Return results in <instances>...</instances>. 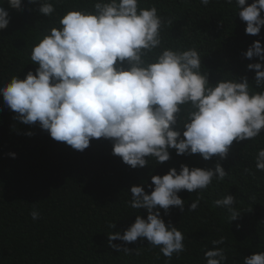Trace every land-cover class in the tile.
<instances>
[{"label":"clouds","instance_id":"clouds-1","mask_svg":"<svg viewBox=\"0 0 264 264\" xmlns=\"http://www.w3.org/2000/svg\"><path fill=\"white\" fill-rule=\"evenodd\" d=\"M10 8L21 9L25 3L38 4V14L53 17L60 0H7ZM208 6L211 0H199ZM91 9L75 8L58 16L52 26L30 50L29 70L23 79L18 75L0 85L5 105L26 125L38 124L57 142L83 152L92 139L112 142V154L133 169L170 160L176 155L199 154L205 161L227 158L234 142L254 140L264 131V45L254 41L242 53L258 62L247 64L254 72V85L246 75L238 79L224 77L209 82L198 50L165 47L161 33L172 24L155 4L141 7L140 0H90ZM231 5L233 0H226ZM238 16L246 23L245 34L258 36L264 27V0H235ZM31 11V9H29ZM9 12L0 5V31L10 24ZM182 124L183 132L173 126ZM31 136L33 133L28 132ZM182 136V138H181ZM13 158L15 153H10ZM255 168L264 172V148L257 150ZM249 175L255 173L244 169ZM228 175L217 162L204 169L181 164L179 171L151 176V192L144 185H133L128 205L145 210L146 219L135 216L128 228L107 235L108 247L126 254L134 251L126 245L146 239L153 248L171 260L186 248L184 234L171 221V207L183 213L182 190L203 192L213 180L224 181ZM154 186V187H153ZM198 195L188 211L199 207ZM237 197L226 194L214 201L225 209L229 220H237ZM33 220L39 212L30 213ZM108 227L116 228V223ZM122 241L123 244L113 243ZM205 251L206 264H226L224 237L212 241ZM137 255L139 252L137 251ZM243 264H264V252L244 258Z\"/></svg>","mask_w":264,"mask_h":264},{"label":"trees","instance_id":"trees-1","mask_svg":"<svg viewBox=\"0 0 264 264\" xmlns=\"http://www.w3.org/2000/svg\"><path fill=\"white\" fill-rule=\"evenodd\" d=\"M153 4L163 17L172 18L161 33L164 46L196 48L210 83L243 75L253 83L255 74L246 66L258 62L257 58L248 60L242 53L256 40L264 45V27L258 36L246 35L235 0L231 5L211 0L208 6L199 0H140L141 7ZM0 5L11 17L8 27L0 31V85L13 75L23 79L35 70L30 50L46 30L59 26L58 16L92 7L90 0H60L57 12L48 18L38 14V4L13 9L7 0H0ZM251 86L260 90L254 83ZM15 115L0 95V264H206L205 251L221 237L224 244L217 247L225 249L226 264H243L245 257L264 252V172L255 168L257 150L264 148V131L254 140L234 142L224 160L205 161L199 154L178 156L170 149L167 162L156 165L150 158L148 166L133 169L112 154L110 140L92 139L90 147L80 152L55 141L38 124L14 119ZM173 127L182 134V124ZM217 162L228 171L224 181L213 180L200 193L179 192L183 213L177 207H171L168 215L161 210L165 223L171 221L184 234L183 253L168 260L146 239L127 244L135 249L128 254L108 247L110 232L122 233L136 215L146 219L145 210L128 205L131 186L143 184L150 193L152 175L163 176L173 167L179 171L181 164L214 170ZM228 193L237 197L241 212L231 222L225 209L214 206ZM198 195L202 196L199 207L188 211ZM34 209L40 214L37 220L30 215ZM109 223H116V228H109Z\"/></svg>","mask_w":264,"mask_h":264}]
</instances>
